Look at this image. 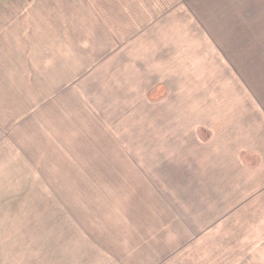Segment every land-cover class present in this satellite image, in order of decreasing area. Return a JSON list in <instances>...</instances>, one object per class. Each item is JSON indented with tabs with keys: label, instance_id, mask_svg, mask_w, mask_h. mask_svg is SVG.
I'll use <instances>...</instances> for the list:
<instances>
[{
	"label": "rangeland",
	"instance_id": "374dc122",
	"mask_svg": "<svg viewBox=\"0 0 264 264\" xmlns=\"http://www.w3.org/2000/svg\"><path fill=\"white\" fill-rule=\"evenodd\" d=\"M188 1L13 17L62 59L0 86V264H264V21Z\"/></svg>",
	"mask_w": 264,
	"mask_h": 264
},
{
	"label": "crops",
	"instance_id": "0c3cea01",
	"mask_svg": "<svg viewBox=\"0 0 264 264\" xmlns=\"http://www.w3.org/2000/svg\"><path fill=\"white\" fill-rule=\"evenodd\" d=\"M49 1L50 0H33V1L32 0H29V1L28 0H0V21L4 20L6 22V25L11 26L8 30L0 29V35H1L0 36V86L1 85H4V86L12 85V81H7V80H11L10 77L12 78L17 77V73L12 72V71L13 69L16 68L14 66V63H19V62L22 65H24V67L23 66L22 67L24 69L25 75L27 76L26 79L28 80L29 79L35 80V78H42V75L39 73L41 72L44 73L45 69H49V70L53 69V71L58 70L57 80L59 81V70L61 69V59H62V56L60 54L56 55L57 57L56 64H55V60L53 59V57H50L48 60V63L45 65V69L37 67V71H36L37 74L35 76H31V71L33 68L30 62L36 61L37 64L39 63V61L35 57L36 55L30 57V52L28 53V45H26V47L22 46L23 49L20 52H18L17 49L12 46V42H11L12 37H14V39H18V37L23 38L22 35H28V32H26L25 30H17L14 28V26L16 28L18 27V23L16 20H15L16 23H14L13 17L16 18V15H20L21 18H23V16L25 18L27 17L26 20L24 21L25 27L29 26L33 28L36 25L40 24V28H41L42 24L44 23V20H43L44 13L46 11L49 12V10L46 9V7L49 6ZM51 1H54L53 4H56V6H58L57 4L59 0H51ZM185 1L187 2L186 5H189V1L188 0H185ZM62 3H63L62 5H66L64 4V2ZM192 4L195 6H219V7L227 6V7H230L229 12L233 15H246V18L245 19L241 18V20L250 21V22L251 21H260V22L264 21V0H193ZM72 5L74 4L72 3ZM60 8L58 9L59 14L61 12ZM257 14H260L261 16H259V18L253 19V15H257ZM30 15L35 16L37 19V22L33 21L32 19H29ZM236 20H239V19L236 18ZM73 21L71 22L69 19V23L71 22L72 24L71 26L69 25L68 29L72 28ZM74 25L76 28L75 23ZM59 27L60 26L58 25V29ZM52 30L53 29L49 28L46 32L38 31L37 34H40L39 39H43V38H46V36H49ZM216 36H222V35H216ZM229 36L252 37V34H248V35L247 34L245 35L233 34ZM59 38L60 37H58V39ZM19 42L21 41L19 40ZM20 53H21V57L19 56ZM65 56H66V53H65ZM67 56L69 59L68 54ZM14 57L16 60H13ZM68 61L70 62V60ZM2 62L8 63V65L7 64L2 65L1 64ZM65 64H66V60H65ZM65 66L67 67V65ZM27 82L28 84L33 83V81L31 82L27 81Z\"/></svg>",
	"mask_w": 264,
	"mask_h": 264
}]
</instances>
